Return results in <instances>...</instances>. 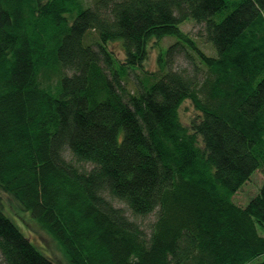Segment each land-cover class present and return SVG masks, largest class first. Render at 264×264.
I'll return each mask as SVG.
<instances>
[{"label": "trees", "instance_id": "16d2710c", "mask_svg": "<svg viewBox=\"0 0 264 264\" xmlns=\"http://www.w3.org/2000/svg\"><path fill=\"white\" fill-rule=\"evenodd\" d=\"M258 170L264 0H0V190L72 264H264ZM0 264H58L1 194Z\"/></svg>", "mask_w": 264, "mask_h": 264}, {"label": "rangeland", "instance_id": "374dc122", "mask_svg": "<svg viewBox=\"0 0 264 264\" xmlns=\"http://www.w3.org/2000/svg\"><path fill=\"white\" fill-rule=\"evenodd\" d=\"M85 4L92 5L94 0H83ZM202 23H198L194 20H189L183 24L182 29L184 32H188L189 35L196 40L199 47L202 48L210 55H215L216 51L214 50L211 43L208 42L207 38L204 34L200 36L202 32H204V26ZM91 37H95V34H92ZM175 41V38H169L167 40H163L161 43L163 46L171 44ZM113 49L117 52L119 57H124V51L121 48V43L111 44ZM155 42L152 43L150 53L148 58L145 61V67L149 70H156L158 67L157 56L159 54L160 49L164 47L157 46L155 47ZM195 57V55H194ZM197 58V57H196ZM198 59V58H197ZM177 68H187L189 70L193 69L191 63L184 58V56L179 55L176 62ZM130 87H132L130 85ZM182 116L185 120H190L195 115V108L190 100L184 102L181 108ZM264 181V173L261 170L256 171L251 179L245 183L242 188L236 192L234 195V201L241 205H246L250 199L257 194L262 183ZM0 194L2 195L5 206L7 209V213L11 216L14 221L19 225L21 230L28 235L33 243L41 249L46 254H50L58 264H72L66 254L64 253L62 247L57 243V241L46 231L44 230L26 211L20 209L15 200L5 192L0 190ZM157 214L154 213L145 219H141L145 228H150L151 223L156 219ZM137 221H140V218H137ZM261 231H264L261 229ZM264 259V256H263Z\"/></svg>", "mask_w": 264, "mask_h": 264}]
</instances>
